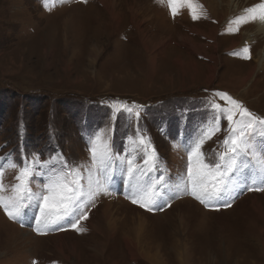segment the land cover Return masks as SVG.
<instances>
[{"label": "rangeland", "instance_id": "374dc122", "mask_svg": "<svg viewBox=\"0 0 264 264\" xmlns=\"http://www.w3.org/2000/svg\"><path fill=\"white\" fill-rule=\"evenodd\" d=\"M258 1L264 0H194L202 7L193 19L187 4L171 16L161 0H62L50 11L40 4L51 0H0V158L42 153L43 162L62 154L80 167L76 215L86 213L77 225L82 231L64 230L71 226L63 222L38 234L35 204L15 221L0 207V264H264V191L247 190L259 186L253 181L264 124L246 130L257 154L234 176L240 186L226 195L236 196L230 206L202 204L183 183L186 148L205 132L219 127L202 146L213 162L230 127L248 123L242 108L264 120V33L252 13L239 16ZM245 47L250 59L243 58ZM97 130L140 170L129 177L117 162L107 190L90 197V180L92 189L96 179L103 182L89 152ZM141 135L156 151L155 166L144 165ZM4 171L0 194L7 197L18 170L5 164ZM44 182L37 173L32 191ZM134 186L154 188L160 207L132 203Z\"/></svg>", "mask_w": 264, "mask_h": 264}, {"label": "snow or ice", "instance_id": "6c2138e0", "mask_svg": "<svg viewBox=\"0 0 264 264\" xmlns=\"http://www.w3.org/2000/svg\"><path fill=\"white\" fill-rule=\"evenodd\" d=\"M163 2L164 0H161V3ZM167 4L173 15L177 14L181 4H187L193 19L199 18L198 9L202 7L197 5L194 0H167ZM259 7L264 9V4ZM248 12L253 13L251 19L255 20V7L248 9ZM260 18L264 19V13L261 14ZM242 51L244 59L251 58L249 48L245 47ZM218 95L231 101L237 108H242L238 101L226 93H218ZM214 107L219 108L220 106L215 105ZM128 111L131 112V109ZM227 112L229 114L225 118L231 125L233 121L231 109H228ZM136 115L139 116V113L137 112ZM241 115L249 117L248 123L239 128L230 127V134L223 141L225 151L218 154L217 160L206 162L203 158L202 146L205 139L211 138V135L219 131L218 126L205 132L203 137L198 139V142H194V146L186 148L188 152L187 177L183 183L186 189L190 187L191 195L202 204L207 205L209 202L218 201L223 196L229 195L231 190L239 187V183L233 182L234 176L242 166L246 167V162L251 161L257 154L256 147L251 143V134L246 130L252 129L254 123L264 124V120L253 117L246 108H242ZM101 132L102 130H97V134L93 136L90 141L89 152L92 165L103 177V182L101 179H96L94 182L95 189H92V181L90 180V197H94L100 190H107L106 184L113 179L114 165L117 162L124 167L129 177L140 170L130 154H125L123 157L115 154L110 142L102 139ZM139 146L144 152V165L155 166L157 155L155 149L150 148V141L141 135ZM259 153L260 171L257 173V180L253 181V184L258 183L259 186H250L247 189L249 191H264V148L259 149ZM40 155L42 153L25 154L19 160L11 154L0 158V193L6 191L3 183L4 165L7 164V167L18 170L15 176L17 183L11 186L12 195L5 197L0 194V207L10 219L15 221L20 219L26 207L35 204L38 214L34 219L38 234H44L42 229L59 230L62 222L65 221L77 231H82L77 225L80 219L86 218V213L76 215L80 211L81 197L83 196L81 183L83 176L80 167L67 161L62 154L53 153L43 162L39 160ZM87 171L91 177L92 168H88ZM37 173L45 176V182L39 192H33L31 183ZM134 187L135 190L131 193L132 203H139L141 207L148 210H152V205H156L157 209L160 207L154 199L158 195L154 188ZM221 206L228 207L230 204L224 201ZM73 216L76 217L74 222Z\"/></svg>", "mask_w": 264, "mask_h": 264}, {"label": "bare ground", "instance_id": "6f19581e", "mask_svg": "<svg viewBox=\"0 0 264 264\" xmlns=\"http://www.w3.org/2000/svg\"><path fill=\"white\" fill-rule=\"evenodd\" d=\"M233 1V0H232ZM260 3H264V1H261V2H257V3H254L252 6H250V7H252V8H254L255 7V16H256V18L257 19H255V20H253V21H251V22H256V26H257V29H258V33L259 34H263L264 33V19H261L260 18V16H261V14L262 13H264V9H262V8H260L259 6L261 5ZM249 7V8H250ZM252 8H250V9H252ZM219 11H217V13H218ZM249 13V12H248ZM221 16H223L222 15V13H220L219 12V16L217 17L218 19H220L221 18ZM250 18V17H249ZM216 19V18H215ZM222 20V19H221ZM221 20H218L219 22H221ZM200 46V45H199ZM193 49H195V50H201V46L198 48V47H196V45L195 46H193ZM263 50H264V47H263ZM200 53V52H199ZM263 56H264V54H263ZM264 57H261V59H263ZM197 70H200V66H198V67H196V68H194L193 69V71L194 72H197ZM193 73V72H192ZM214 72H212V74H213ZM208 76V78H206V80H205V82L206 83H209L208 81L209 80H211V78H212V75H210V72L208 71V74H207ZM229 84H234V81H232V80H230L229 81ZM116 186V185H115ZM122 186V185H121ZM116 188V187H115ZM128 189H130V188H128ZM238 198V197H237ZM107 203V202H106ZM111 203L109 202V203H107V204H105V214L107 215L108 213H109V211L111 210ZM188 213V212H187ZM140 216V215H139ZM264 245V244H263ZM149 260V259H148ZM151 261V263H153V264H158L157 263V259H154V260H150Z\"/></svg>", "mask_w": 264, "mask_h": 264}, {"label": "crops", "instance_id": "0c3cea01", "mask_svg": "<svg viewBox=\"0 0 264 264\" xmlns=\"http://www.w3.org/2000/svg\"><path fill=\"white\" fill-rule=\"evenodd\" d=\"M56 2L55 3H53L52 2V0H51V3L50 4H45V3H43V2H41V4H40V7L41 8H43L44 10H46V11H50V9L52 8L53 9V7L56 5V3H60V2H62V0L60 1V0H55ZM163 5H164V7H165V11H166V13H168V14H171V16L173 15V13H172V11L170 10V8L168 7V4H167V2H166V0H164V2L162 3ZM181 8H182V4H181V6H179L178 7V11H180L181 10ZM240 19V17H234V21L235 20H239ZM242 50V48H238L236 51H241ZM7 55V53L5 54V56ZM1 58H4V57H1ZM206 89H208V88H206ZM214 91V90H213Z\"/></svg>", "mask_w": 264, "mask_h": 264}]
</instances>
